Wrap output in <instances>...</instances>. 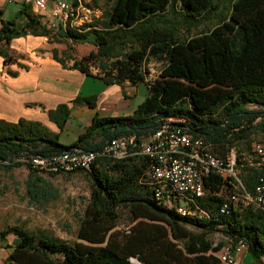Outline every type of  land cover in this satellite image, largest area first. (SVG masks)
<instances>
[{"label":"trees","instance_id":"1","mask_svg":"<svg viewBox=\"0 0 264 264\" xmlns=\"http://www.w3.org/2000/svg\"><path fill=\"white\" fill-rule=\"evenodd\" d=\"M99 1L86 2L101 14L85 22L82 31L47 28L44 16L23 3L11 19L3 18L0 11L4 65H24L18 62L23 56L10 49L13 38L30 34L45 36L49 42L70 39L95 47L74 58L71 68L106 85L129 82L147 87L132 113L103 116L95 111L84 130L68 143L59 139L71 116L66 102L47 110L59 132L38 120L0 119V170L27 168L24 194L30 204L42 206L58 197L43 171L32 165V157L66 150L99 152L88 168L77 170L84 172L89 185L75 233L78 240L71 244L45 231L6 226L0 230V240L13 234L15 243L1 264H223L216 251L225 242L239 241L247 245L251 264H264V211L241 202L231 204L228 214L219 211L226 195L252 193L264 175L252 140L253 135L264 133V0H224L221 8V0H108L103 10ZM210 18L211 26L201 28L203 20ZM52 53L66 66L56 48ZM152 61L161 67L149 80ZM92 64L96 74L91 72ZM96 99L95 93L77 95L72 103L95 109ZM167 120L203 138L223 160L238 144L251 148L250 158L240 149L235 153L243 188L234 178L209 172L202 176L203 195L188 196L187 206L196 213L181 215L159 203L147 174L154 159L139 153L137 143ZM118 137L128 142L127 156L102 152ZM120 207L130 217L128 230L116 228ZM214 231L223 236L216 245L209 238Z\"/></svg>","mask_w":264,"mask_h":264},{"label":"built area","instance_id":"2","mask_svg":"<svg viewBox=\"0 0 264 264\" xmlns=\"http://www.w3.org/2000/svg\"><path fill=\"white\" fill-rule=\"evenodd\" d=\"M21 1L35 14L43 15L47 28L52 30L82 31L83 24L90 21V18L84 20L85 14L90 12L86 5L88 0ZM173 121H164L152 134L137 143L139 153L154 159L147 174L153 195L159 203L174 208L181 215L196 213L187 206L188 196L203 195L202 176L209 172L219 174L224 179L234 178L237 185L243 188L237 177L233 151L223 160L212 153L210 144L203 138L193 136L187 127ZM127 145L126 138H113L102 152L117 158L125 157L129 154ZM253 152L257 164L264 165V141H255ZM98 155L99 152L95 151L66 150L50 157L34 156L31 163L43 172L69 173L88 168ZM238 202L264 211V175L259 177L252 193L243 190L226 195L220 203V213L228 214L230 205ZM246 250L247 245L243 241L235 244L225 242L215 254L223 264H248L239 259V254Z\"/></svg>","mask_w":264,"mask_h":264},{"label":"crops","instance_id":"3","mask_svg":"<svg viewBox=\"0 0 264 264\" xmlns=\"http://www.w3.org/2000/svg\"><path fill=\"white\" fill-rule=\"evenodd\" d=\"M13 2L19 5L14 12L16 15L22 6L21 0H0L3 18L8 19L6 15L9 3ZM9 46L14 54L24 57L18 58V62L24 65H18L16 62L4 65L0 56V119L13 122L21 117L38 120L51 130L59 132L60 129L47 115V110L54 108L58 103L66 102L71 106V116L63 127L66 129L74 119L85 127L95 111L100 115L107 112L110 116L130 114L145 97L147 87L144 83L106 85L100 78L88 76L76 68H71L74 58H80L75 54L69 60H65L66 66H63L54 59L52 53V49L56 48L58 56H61L65 49L63 42H49L45 36L27 34L13 38ZM94 48L92 45L87 51ZM7 70L15 71L16 75H10ZM91 72L96 74L92 70ZM93 93L97 95L95 109L88 108L84 103H72L77 95L86 96ZM83 130H79L69 142ZM14 243L15 236L10 244L0 247V251L5 250L0 256L2 262L12 250Z\"/></svg>","mask_w":264,"mask_h":264},{"label":"rangeland","instance_id":"4","mask_svg":"<svg viewBox=\"0 0 264 264\" xmlns=\"http://www.w3.org/2000/svg\"><path fill=\"white\" fill-rule=\"evenodd\" d=\"M108 2V0H100L98 4L103 10L107 7ZM225 4L226 2L221 0L219 8ZM18 6L16 2L9 3V10L6 15L8 19L14 17V12L18 9ZM100 14V10H90V12L85 14L84 20H88L89 18L93 20L94 17H98ZM212 20V18L208 20L204 19L201 28L211 26ZM62 42L65 45V49L61 52V57L65 60H69L73 54L81 58L88 53L87 48L92 46L89 42L76 43L68 40H63ZM160 67L161 64L158 62H149L148 78H155ZM90 69L96 73L98 71L95 64L90 65ZM102 114L110 116L107 112H103ZM78 122L77 119H74L68 128L62 130L59 138L60 141L68 143L79 130L84 129V126ZM252 140L264 141V133L253 135ZM239 149L242 155H249L247 158H250L251 148L248 149L245 144H238L232 148V151L234 154H237V150L239 152ZM42 174L56 188L58 197L40 206L30 204L27 197H25L24 182L27 177V168L24 165L16 167L8 173L0 170V230L6 226L19 224L27 230L33 232L45 231L72 244L78 240L75 233L78 227L79 216L82 214L89 196L88 179L82 171L53 175L43 172ZM118 211L116 228L128 230L131 223L128 212L123 207H120ZM193 230L197 231L196 228H193ZM13 238L14 236L9 234L5 241H0V247L10 244ZM209 238L213 243H217L223 236L220 232L214 231L209 235ZM0 252V256H2L5 250L1 249ZM239 259L248 263L247 251L239 254ZM132 260L135 261L136 259L132 258ZM0 262L2 263V258ZM248 264L251 263L249 262Z\"/></svg>","mask_w":264,"mask_h":264}]
</instances>
